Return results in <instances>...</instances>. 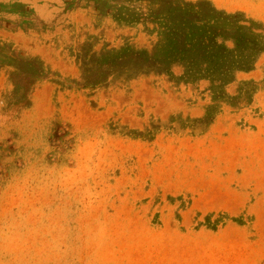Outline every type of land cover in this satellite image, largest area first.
I'll list each match as a JSON object with an SVG mask.
<instances>
[{
  "label": "rangeland",
  "instance_id": "obj_1",
  "mask_svg": "<svg viewBox=\"0 0 264 264\" xmlns=\"http://www.w3.org/2000/svg\"><path fill=\"white\" fill-rule=\"evenodd\" d=\"M216 1L264 34V0ZM150 8L0 0V264H264V52L219 94L134 61L83 85L84 45L153 48Z\"/></svg>",
  "mask_w": 264,
  "mask_h": 264
},
{
  "label": "trees",
  "instance_id": "obj_2",
  "mask_svg": "<svg viewBox=\"0 0 264 264\" xmlns=\"http://www.w3.org/2000/svg\"><path fill=\"white\" fill-rule=\"evenodd\" d=\"M139 1L151 8L132 22L151 24L158 41L151 50L127 44L95 51L90 43L84 45L79 58L85 87L106 84L113 69L134 61L150 67L164 66L180 81L209 80L212 91L219 94L237 72L254 70L264 52V34L254 28L257 21L242 11L228 12L210 0ZM111 14L117 20L122 18ZM176 65L183 68L179 76L172 71Z\"/></svg>",
  "mask_w": 264,
  "mask_h": 264
},
{
  "label": "crops",
  "instance_id": "obj_3",
  "mask_svg": "<svg viewBox=\"0 0 264 264\" xmlns=\"http://www.w3.org/2000/svg\"><path fill=\"white\" fill-rule=\"evenodd\" d=\"M190 1H196V0H190ZM211 2H213L218 8L224 9L228 12H236V11H242L245 12V8H240V9H236V10H232V9H228L227 7L224 6H220L216 0H210Z\"/></svg>",
  "mask_w": 264,
  "mask_h": 264
}]
</instances>
